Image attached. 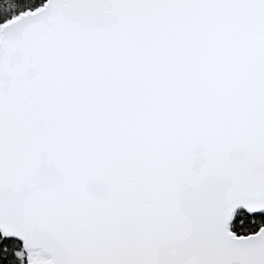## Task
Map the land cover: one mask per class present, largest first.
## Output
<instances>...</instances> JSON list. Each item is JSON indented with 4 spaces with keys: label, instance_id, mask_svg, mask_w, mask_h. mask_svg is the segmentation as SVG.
Instances as JSON below:
<instances>
[{
    "label": "snow or ice",
    "instance_id": "snow-or-ice-1",
    "mask_svg": "<svg viewBox=\"0 0 264 264\" xmlns=\"http://www.w3.org/2000/svg\"><path fill=\"white\" fill-rule=\"evenodd\" d=\"M0 264H264V0H0Z\"/></svg>",
    "mask_w": 264,
    "mask_h": 264
}]
</instances>
